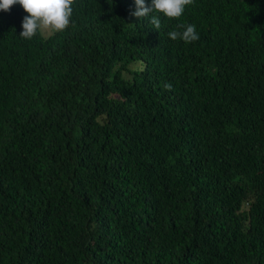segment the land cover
<instances>
[{"label": "trees", "instance_id": "16d2710c", "mask_svg": "<svg viewBox=\"0 0 264 264\" xmlns=\"http://www.w3.org/2000/svg\"><path fill=\"white\" fill-rule=\"evenodd\" d=\"M73 8L0 12V264H264V0Z\"/></svg>", "mask_w": 264, "mask_h": 264}, {"label": "clouds", "instance_id": "9594fccd", "mask_svg": "<svg viewBox=\"0 0 264 264\" xmlns=\"http://www.w3.org/2000/svg\"><path fill=\"white\" fill-rule=\"evenodd\" d=\"M134 2L136 8L131 15L138 19L150 17L151 25L159 30L162 22L156 14H162L169 20H179L186 7L193 5L195 0H151L150 5L146 0ZM75 3L76 0H0V12H10L14 6H21L27 15L22 21L23 31L20 36L31 40L38 34L66 31L71 25ZM168 36L173 41L182 40L188 44L200 39L196 26L186 23L177 24ZM164 87L171 89L170 84H165Z\"/></svg>", "mask_w": 264, "mask_h": 264}, {"label": "rangeland", "instance_id": "374dc122", "mask_svg": "<svg viewBox=\"0 0 264 264\" xmlns=\"http://www.w3.org/2000/svg\"><path fill=\"white\" fill-rule=\"evenodd\" d=\"M51 34H52V33H47V32H46V33L43 34L42 36L46 38V37H48V36L51 35Z\"/></svg>", "mask_w": 264, "mask_h": 264}]
</instances>
